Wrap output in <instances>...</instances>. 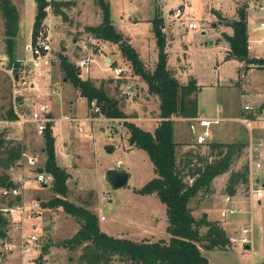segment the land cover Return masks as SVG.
<instances>
[{"label":"rangeland","instance_id":"obj_1","mask_svg":"<svg viewBox=\"0 0 264 264\" xmlns=\"http://www.w3.org/2000/svg\"><path fill=\"white\" fill-rule=\"evenodd\" d=\"M63 1L65 3L60 7L63 13L59 14L53 10V7L48 6L43 23L38 29L50 37V50L47 52L50 64L60 65L62 55H66L76 66L77 61L86 55L87 51H91L94 61L83 73L92 77L91 73L99 71L100 73L97 74V77L101 79L99 83L105 86L110 97L117 99L119 106L128 115L126 119L110 120L100 113L98 116L100 118L97 121L94 120L96 126L93 129V135L90 136L93 137L91 149L84 139L89 135L83 134L84 138L81 142L75 139L77 136H73L74 140L69 141L71 143L70 157L63 158L61 153H58L59 161L62 159L69 164L67 196L76 205L96 208L99 215L104 216L100 222L101 227L106 228L110 233L119 235L123 231H129L130 234L137 236L136 238L142 236L139 234H153V238H166L169 236L165 224L166 206L155 193L145 195L136 190L156 175L153 164L142 148L130 145L129 131L124 123L125 120L135 121L144 129H154L160 122L159 98L156 94L149 93L145 81L138 74L133 73L129 61L119 51L117 42L95 39L86 31V25H96L102 19L101 9L96 0ZM108 1L110 16L116 29L124 38L130 40V44L136 50L142 53L145 58V68L148 70L153 69L157 48L155 36L152 33V18L155 15L162 16L164 25L161 29L165 33L166 41H171L168 44L170 63L173 67H177L178 79L184 83L187 81L190 74L187 73L189 67L190 72L196 76L198 84H201L197 91L199 117L213 116L217 106L221 105L226 108L225 113L227 114H223L225 119L220 124L209 127L210 135L203 145L195 143L189 129L188 119L173 116L172 137L174 139L183 138L177 141L179 142L176 151L178 162L186 161L187 157L184 153L189 148L206 154L208 142H238L248 137V130L250 140L244 142L245 146L240 155L234 159L231 169L236 170L247 163L250 169L249 182L256 183L253 187L264 182V106L261 105L260 100H252L257 90L254 85L261 78L264 88V72L259 70L264 67L256 64L247 67L245 62L238 57L229 56L223 44L209 42L211 40L215 42L218 34H221L217 33L213 26L221 22L219 29L225 27L224 25L222 27V24L231 22L237 17L236 11L241 4L248 7V0H234L235 2L233 0ZM12 2L18 8L20 19L16 34L15 54L21 61H26L25 64H21V68L18 65L16 71L19 79H25L27 83L16 84L11 74L0 70V114L5 115L7 109L13 106L18 115V118L12 121L0 119V131L5 137L18 136L19 141L24 143L25 150L20 159L8 170H14L23 179L26 175L30 176L29 182L26 183L27 187H23L20 182L15 185L21 190L22 205H28L25 200L29 198V194H31L29 200L39 201L37 209L39 214L37 217L30 218L27 216L30 211H25L23 216H26V219H23L19 223L20 226L15 228L11 214L3 210L9 224L7 237L0 238V264H84L77 258L80 248L72 249L57 245V242L69 237L80 227L77 218L65 212L61 207L44 208L41 206V201L48 200L55 193L49 186L42 188V184L36 180V170L43 167L45 158L41 152L42 133L38 132L36 121L29 118L33 110L39 109V105L35 106V103L32 105V96L39 94L44 74L40 70L31 68L29 59L32 53L26 48L27 44L34 43L37 39L36 35L34 37L31 34L36 4L34 0H12ZM249 5L251 17L246 24L249 30L248 54L250 57H264V0H249ZM183 6L182 16L178 19L173 12L175 8ZM214 6H220L221 12L226 14L222 16V21L214 15L216 11ZM253 6L260 12H255ZM189 18L197 21V29H187ZM172 20L174 24H169ZM3 24L4 19L0 12V54H5L6 48ZM202 28L206 29L205 33L201 31ZM171 29L175 37H172L174 33ZM173 38L178 43L177 48H173ZM258 39L261 40V44L257 43ZM104 56H110L113 63L106 62ZM98 62L105 69L102 72ZM115 65L125 68L119 76H114L112 72ZM55 73L58 90L54 93L53 101H58L59 93L64 92L63 96L68 98L66 104L72 105V109H76L75 113L81 115L87 109L86 99L76 100L70 88L64 90L60 85L64 73L61 74V71ZM242 73H245V76L239 82L238 79ZM34 81L36 82L35 88L32 87ZM16 89L18 91H14ZM69 100L73 104H70ZM24 101H29V105ZM245 103L251 105L252 109L243 110ZM59 105L56 121L64 117L61 112H63L65 101ZM92 113L94 111L89 108V114ZM241 114L249 118V126L239 120ZM73 121L71 120L70 124L74 123ZM60 127L61 135L69 133L66 122ZM71 127L74 128V126ZM80 128L76 126L77 131H81ZM105 146L112 147V151H105ZM195 160L196 158L193 159ZM256 160L260 161L261 168H254ZM108 168L125 169L129 173L128 182L113 189L105 178V171ZM228 175L229 171L213 179L212 188L214 190L210 194L203 197L198 195L190 200L189 204L194 208L195 216H200L206 207L214 206L210 214L220 218L219 211L223 202L219 203V201ZM188 178L187 176L185 179ZM48 183H51V180H48ZM249 184H239L238 192L243 194L248 191ZM13 197L5 196L0 192V209L6 207L8 199H13ZM242 215H245L246 220H249L251 216L254 224L252 250H248L247 256H241L238 252H234L233 255L228 254L226 251H220L221 249L206 250L204 254L208 255L211 264H217L220 260L221 263L226 260V264H250L251 259L256 263L264 260V197L260 204L252 205V214L242 213ZM23 233L24 235L33 233L37 237L29 243ZM6 244L10 245V249L6 248ZM29 245L32 246V250H24ZM44 249H47V253H42Z\"/></svg>","mask_w":264,"mask_h":264},{"label":"trees","instance_id":"obj_2","mask_svg":"<svg viewBox=\"0 0 264 264\" xmlns=\"http://www.w3.org/2000/svg\"><path fill=\"white\" fill-rule=\"evenodd\" d=\"M35 13L32 26V36L35 37L43 23L47 7L59 14L63 13L60 7L63 0H34ZM101 9V21L96 25H86L85 29L93 38L117 42L119 51L129 61L134 74H138L148 86V92L159 98L160 122L151 131L139 126L135 121L125 120L129 131L131 144L142 148L149 156L153 170L156 173L148 182L137 188L141 194L155 193L166 206V230L168 239L158 238L133 240L128 237H115L100 228L97 213L86 206L76 205L68 194V172L57 163L55 157V136L51 119L41 134L42 150L45 157L43 171L53 176L51 189L55 195L48 200L41 201L44 208L61 207L65 212L77 218L79 228L69 237L57 242V245L69 248H80L78 260L84 264H208V258L201 249H224L228 244V235L222 224L208 218L207 213L194 215V208L189 202L192 198L210 194L213 179L229 171L223 192L236 194L238 185L249 182L250 169L247 163L238 169H231L234 159L241 153L245 143L238 142H208V151L205 154L187 148L186 161L178 162L176 154L179 142L172 137L173 121L175 117L191 118L198 116L197 91L200 85L193 74H189L187 81L178 79L176 70L168 64V52L165 50L166 38L161 27L163 17L155 15L152 33L156 39L158 50L153 69L145 68V64L135 47L124 38L116 29L110 16L108 0H96ZM67 4V2H66ZM247 5L241 4L237 8V17L227 25L232 27V34H223L228 43L229 56L238 57L245 62V66L252 64L264 67V57H250L248 54ZM59 9V10H58ZM0 12L4 19L5 54L10 63H14L15 71L20 65L15 54L16 34L19 29V11L12 0H0ZM215 14L221 20L222 15ZM90 36V37H91ZM113 62H111L112 64ZM64 77L79 90L87 100L96 99L99 105L98 112L105 117L116 119L128 117L119 106L117 99L112 98L101 83L96 85L89 77L79 75V69L66 55L61 57ZM264 106V101L261 104ZM90 106V104H89ZM49 116V115H48ZM18 118L13 106L7 109L6 114H0V119L15 120ZM187 144V143H186ZM25 146L22 141L6 138L0 131V186L12 187L14 180L8 169L20 159ZM196 158L195 161L193 159ZM189 177L187 180L186 177ZM22 196L15 195L8 199L7 205L20 203ZM9 220L0 209V238L8 235ZM42 253H47L44 249ZM264 264V262H263Z\"/></svg>","mask_w":264,"mask_h":264},{"label":"built area","instance_id":"obj_3","mask_svg":"<svg viewBox=\"0 0 264 264\" xmlns=\"http://www.w3.org/2000/svg\"><path fill=\"white\" fill-rule=\"evenodd\" d=\"M184 10V6L183 7H177L175 8V11L173 12V15L176 17H181L182 13ZM187 28H191V29H197L198 28V24L194 21H188L187 22ZM37 39L35 40L34 43H30L27 45V49L30 51V53H32L30 59H29V64L31 66L32 69L35 70H40L42 69V67H44L45 65H49L50 64V58L48 57V51L50 50V42H49V36L44 34L42 30H38L37 34H36ZM92 52L91 51H87V54L82 56L76 63L77 68L79 69V71L82 70H88L89 65L92 61H94V57H92ZM19 63H20V68H21V64L22 63H26L25 60H20L18 59ZM113 73L114 76H119L123 71H125V68L121 65H115L113 68ZM0 70L3 71H7L9 74H11L14 83H20L21 84H25L27 83V81L25 79L21 80L19 79V75L18 72L15 71V67H14V63H10L9 62V58L6 54H0ZM14 72V74H13ZM245 73L240 74V78L238 79L239 82L242 81V79L244 78ZM30 82V81H29ZM14 91H18V89L14 90ZM26 104L29 105V101L25 102ZM90 107L94 112H98L99 110V105L96 102V99H92L90 101ZM39 109L38 110H33L31 115L29 116L30 119H33L34 121H36L37 126H38V132L42 133V131L44 130L45 126H46V121L49 120V116H48V109H47V105L44 104H39ZM249 109H252V106L249 104H244L243 105V110L247 111ZM218 110V109H217ZM46 112V113H45ZM65 118L71 122V120L75 119L73 117H70L68 115L65 116ZM188 119V123H189V129L192 133V136L195 140V143L198 145H203L204 143H206L208 141L209 135H210V126L211 125H218L220 124V122L224 119L221 116H213V117H191V118H187ZM239 120L242 121L246 126L250 125V121L249 118L246 117L244 114H241V116H239ZM73 121V122H74ZM31 162H34L33 159H30ZM254 161L252 162L251 167L253 166ZM254 168H261V163L259 160H256V162L254 163ZM252 176V174H251ZM36 180L38 182H40L41 184H45L48 183V180H53V176L50 173H46L44 171L41 172H36ZM250 183V184H249ZM247 183V185L249 184V189L248 191H246L245 193L242 194V196L245 198V201H248V203H252L253 197L257 198V197H261L264 193V186H257V187H253L254 184H256L255 182L251 181ZM21 190L16 186L13 185L12 187H2L1 189V193L5 196H9V197H13V195H19ZM238 194V190L236 192V194L230 195L225 193L223 195V200H224V206H222V208L219 211V215L221 218V221L223 222L224 226H229L231 229L233 227V229L228 233V244L227 247L232 248V249H237L239 250V253L241 256H247L248 254V250H252V245L254 242V224L253 221H251V218L249 220H245L242 223H240V225L237 227H235L233 225V218H235L237 216V214H239L240 212H246V210L242 209V204L241 202L238 203L237 200H235V196ZM239 194H241L239 192ZM21 201L20 203H15L14 205H7L6 207L1 208V210H5L7 212H9L12 216V222H13V227L17 228L19 227V223L24 219L25 217L23 216L25 211H30L27 216L28 217H37L39 212H38V208H39V201L38 200H32L31 203L29 205H22ZM251 212V211H249ZM101 217L103 218V215H101ZM19 225V226H18ZM235 228V229H234ZM23 236L27 237V241L29 243H31L34 239H36V235L35 234H29V235H24ZM6 248L10 249V245L6 244ZM24 250H28L31 251L32 250V246H27ZM252 254V252H251ZM252 257V256H251ZM250 264H261V262L256 263L254 261H252L251 259V263Z\"/></svg>","mask_w":264,"mask_h":264},{"label":"crops","instance_id":"obj_4","mask_svg":"<svg viewBox=\"0 0 264 264\" xmlns=\"http://www.w3.org/2000/svg\"><path fill=\"white\" fill-rule=\"evenodd\" d=\"M233 2H235L234 0H233ZM247 4H248V7H247V20H249V18L251 17L250 16V5H249V0H248V2H247ZM214 8H215V10L216 11H218L222 16H226V14L225 13H223V12H221V10L219 9L220 8V6H214ZM253 9H254V11L256 12V11H259V10H257L254 6H253ZM215 11V12H216ZM223 11V10H222ZM260 12V11H259ZM214 15H216V14H214ZM178 19H180V17L178 18ZM189 20H192V21H194L195 22V19L194 18H189ZM188 20V21H189ZM217 20V19H216ZM219 20V19H218ZM182 21H184V20H182ZM187 21V22H188ZM220 21H222V20H220ZM197 22V21H196ZM174 24V22H173V20L172 21H170L169 22V24ZM260 25H261V22L259 23ZM223 25L225 26V27H223ZM219 26H221V22H218L217 23V25L215 26H213V29L217 32V33H221V34H218V37H217V40L214 42L213 40H211V41H209L211 44H213V43H221V44H223L224 45V48H226L227 49V51L229 50V48H228V43H227V41L224 39V37H223V34L224 33H226V34H232L233 33V31H232V27L230 26V25H227V23H225V24H222V29H219ZM187 27V26H186ZM187 29H190V28H187ZM247 30H248V28H247ZM171 31H172V29H171ZM201 31L203 32V33H205L206 32V29H204V28H202L201 29ZM173 32V31H172ZM174 33V32H173ZM172 37H175V33L173 34V36ZM95 39H99V38H95ZM173 41V48H177V46H178V43L174 40V38L172 39ZM248 40H249V30H248ZM130 41V40H129ZM171 41H166V47H165V50H167V52H168V64H169V66L170 67H172V68H174L175 70H176V72H175V74H176V76L178 75V69H177V67H173L172 65H171V63H170V49H169V43H170ZM131 43V42H130ZM155 43H156V39H155ZM257 43L258 44H261V40L260 39H258V41H257ZM28 45V44H27ZM248 47V49H250L249 48V44L247 45ZM168 47V48H167ZM17 49V48H16ZM156 50V59H157V54H158V50H157V48L155 49ZM139 51V50H138ZM139 53H141L140 51H139ZM140 56H141V58H142V60H143V62L145 61V58H144V56L142 55V53L140 54ZM107 57H110V56H104V58H105V60H106V58ZM261 57H263V56H261ZM156 59H155V61H156ZM111 61H112V58L110 57V63H111ZM187 61H188V59H187ZM106 62H108L107 60H106ZM173 62V61H172ZM98 64V66L100 67V69H101V72H102V70H105V69H103V67L101 66V64L98 62L97 63ZM146 64V63H145ZM173 64H174V62H173ZM108 66V65H107ZM98 70V69H97ZM262 73L264 72V68L262 69H259ZM40 71L41 72H43L44 74H43V77H42V82H43V85L42 86H40V89H39V94H35V95H33L32 96V105H34V103H35V106H38L39 104H44V105H47V109H48V115H49V118L51 119V122H53V125H52V130H53V134H54V136H55V157H56V160L58 161V164L60 165V166H62V167H64L65 169H66V171L69 173V164L67 163V162H65L64 160H60L59 161V157H57L58 156V153H61V155H62V157L63 158H68V157H70V150H71V143L69 142V141H71V139H73V136H77L75 139L78 141V142H81L82 141V139L84 138V136H83V134L85 135V134H88L89 135V137H87V138H84V139H86V141L88 142V144H87V146L89 147V149H91V140H93V137H90L91 135H93L92 133H93V129L95 128V126H96V121L100 118V117H98L99 116V114H98V116L97 115H94V113H92V114H89V108H91L90 106H89V104H87V100H86V104H87V109L81 114V115H77L75 112V110H73L72 109V105H69V104H66L67 103V100H68V98H66L65 96H63V93L62 94H60L59 92V97H58V101H53V97H54V93H56L57 92V88L58 87H56V84H58L56 81H55V75H54V73L56 72H59V71H61V74H63L64 73V70H62V65H61V63H60V65H58V66H56V65H45L44 67H42V69H40ZM83 71L84 70H82V71H79V75L81 76V77H83V78H87V77H89V78H91V79H93L94 81H95V83H96V85H98V83H99V81H101V79H100V77H97V74L98 73H100L99 71H96V72H93V73H91L92 74V77H96V78H92V77H90L89 75H85L86 73H83ZM113 72V71H112ZM55 73V74H56ZM187 73H190V74H192L191 72H190V69H189V67H188V72ZM261 73V74H262ZM95 75V76H94ZM194 75V74H193ZM195 76V75H194ZM263 76H264V74H263ZM196 77V76H195ZM197 79V78H196ZM247 80V79H246ZM35 82V81H34ZM262 78L256 83V85H254V87L257 89L256 90V92H255V98L254 99H252L253 101L254 100H260V103H262L263 101H264V88H263V86H262ZM197 84H198V81H197ZM241 84V83H240ZM251 84V83H250ZM61 85V87H63L64 88V90H66V88H70L72 91H73V93H74V96L76 97V100L77 99H81V98H85L84 96H82L80 93H79V90H77L75 87H73V85L68 81V80H66L65 79V77H63V79H62V83L60 84ZM200 86H201V84H199ZM35 86H36V82L34 83V86H32L33 88H35ZM70 86V87H69ZM243 92H241V94H242ZM37 95V96H36ZM245 95H247L246 93H245ZM86 99V98H85ZM63 101H65V105H64V107H63V112H61V114H63V119H62V117L61 118H59L57 121L55 120L56 118H57V115H58V108H59V104L61 103V102H63ZM25 102V101H24ZM69 102H70V104H73V102L71 101V100H69ZM246 104V103H245ZM240 108H242V106L240 105ZM218 109V110H217ZM225 111H226V108L225 107H223V106H217V107H215V113H214V115L213 116H221L222 118H224L225 119V115H223L224 113H225ZM223 112V113H222ZM225 114H227V113H225ZM66 115H68V116H70V117H73L74 119H77V120H75L74 121V123H72V124H70V122L65 118V116ZM199 116V115H198ZM213 116H211V117H213ZM202 117V116H201ZM108 118V117H107ZM110 120H112L111 118H109ZM181 119H185V118H182L181 117ZM94 120H96V121H94ZM66 122V125H67V128H68V130H69V133L67 134V135H61V133L59 132V131H61V127H60V125L61 124H63V123H65ZM158 124V123H157ZM71 126H74V128L72 129V127ZM76 126H80L81 128V131H77L78 129H76ZM155 128V127H154ZM58 131V133H56L57 131ZM147 130V129H146ZM151 130H153V129H151ZM151 130H149V131H151ZM247 135H248V137L247 138H245L244 140H238V141H241V142H248L249 140H250V135H249V132H248V130H247ZM60 134V135H59ZM57 135H58V137H57ZM6 138H8V139H12V138H14V139H16V140H19L20 138L18 137V136H12V137H10V136H6ZM183 138H179V139H174L175 141H178V140H182ZM41 140V139H40ZM74 140V139H73ZM41 142L43 143V140H41ZM130 145L131 146H134L133 144H131V142H130ZM187 145V144H186ZM41 152H42V156L44 157V154H43V150L41 149ZM45 158V157H44ZM58 158V159H57ZM12 167V166H11ZM11 169V168H10ZM39 169V168H38ZM38 169L36 170V172H38ZM42 169V168H41ZM8 171V173H9V175L11 176V179L12 180H14V182H15V184L17 183V182H20L21 184H22V186L23 187H27L26 186V183L27 182H29V175H26V177L23 179V178H21L18 174H16L15 173V171L13 170H7ZM42 171H43V169H42ZM45 172V171H44ZM222 175V174H221ZM22 181V182H21ZM52 182V181H51ZM67 182H68V179H67ZM50 185H51V183H45V184H42V188H47L48 186L50 187ZM261 186H264V182H262L261 184H260ZM29 188V187H28ZM1 189H2V187L0 186V192H1ZM237 190H239V189H237ZM34 193V192H33ZM225 193L223 192L222 193V196H221V199H220V201H219V203H222L223 202V206H224V200H223V195H224ZM30 195L31 194H29V198H30ZM145 195H152V194H145ZM263 197H264V193H263V195L261 196V197H257V198H254L253 197V200H252V203L250 204V203H248V201H245L244 199V197L242 196V194H239V192H238V194L235 196V200H237L238 201V203H240L241 202V204H242V209L243 210H246V212H240L239 214H237V216L235 217V218H233V220H232V222H233V225L236 227H238L239 225H240V223H242L243 221H245L246 220V218H245V215H242V213H250V214H252V205H254V204H260L261 202H262V199H263ZM29 198H27V200H25V202L29 205L30 203H31V201L32 200H29ZM22 201H23V199H22ZM199 206V205H198ZM212 208L214 207V206H211ZM50 208V207H49ZM212 208H210V206H208V207H206L205 208V210H203L202 212H201V214L202 213H207V216H208V218L209 219H211V220H216V221H218V222H220L221 224H222V226L226 229V232H230L232 229H233V227H232V229L229 227V226H224V224H223V222L221 221V218H219V217H213L211 214H210V212L212 211ZM96 213H97V216H98V221H99V225H100V222H101V220H103L104 219V216H103V218L101 217V215H99V212L97 211V209L96 208H92ZM249 211H251V212H249ZM99 216H100V219H99ZM152 218V217H151ZM250 218H251V216H250ZM26 219V218H25ZM165 224H166V222H165ZM166 227H167V224H166ZM100 228L102 229V230H104L105 232H107L108 234H110V235H112V236H115V237H119V236H123V237H128V238H131V239H133V240H140V239H149V240H151V241H154L155 239H158V238H164V239H168V237H157V238H153V234L152 235H147V234H139V235H142V236H139V238H136L134 235H132V234H130L129 233V231H123V232H121V234H119V235H115V234H113V233H110V232H108L107 230H106V228L105 229H103L102 227H101V225H100ZM235 229V228H234ZM76 231V230H75ZM74 231V232H75ZM73 232V233H74ZM206 250H208V251H213V250H220V249H201V251H202V254L205 256V257H207L208 258V264H211V262H210V258L208 257V255H205L204 254V252H206ZM220 251H226V252H228V254H231L232 253V255H233V253L234 252H238L239 253V250H237V249H232V248H229V247H226V248H224V249H221ZM230 258H234V257H232V256H230ZM229 258V259H230ZM262 263L264 262V260H260ZM226 262V260L224 261V262H222L221 263V260L220 261H217V264H226L225 263ZM229 262V261H228Z\"/></svg>","mask_w":264,"mask_h":264},{"label":"water","instance_id":"obj_5","mask_svg":"<svg viewBox=\"0 0 264 264\" xmlns=\"http://www.w3.org/2000/svg\"><path fill=\"white\" fill-rule=\"evenodd\" d=\"M204 32V31H203ZM107 61H110V57L106 58ZM105 151H112V147L105 146ZM42 169L39 168L38 172H41ZM105 178L112 186L113 189H116L120 186L125 185L128 182L129 173L125 169L119 168H108L105 171Z\"/></svg>","mask_w":264,"mask_h":264}]
</instances>
